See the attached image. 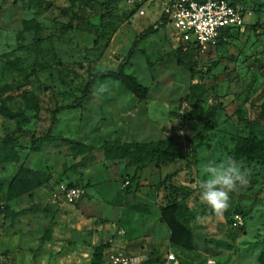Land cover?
I'll return each mask as SVG.
<instances>
[{
  "label": "rangeland",
  "instance_id": "374dc122",
  "mask_svg": "<svg viewBox=\"0 0 264 264\" xmlns=\"http://www.w3.org/2000/svg\"><path fill=\"white\" fill-rule=\"evenodd\" d=\"M236 1L248 12L243 31L225 45L195 53L187 64L177 62L171 27L136 42L125 72L147 88L145 99L116 80L94 77L92 93L81 106L59 112L51 129L52 136L79 145L45 143L32 151L26 137L15 140L18 155L8 162L0 158V183L5 186L21 166L41 172L46 182L15 198L1 188L0 264H85L104 243L148 259L172 250L178 264H258L264 251V168L232 152L236 138L250 131L264 139V24L250 26L256 19L261 23L264 0ZM131 10L124 0H0V100L25 112L24 129L44 135L55 106L72 104L90 75L116 70L135 36L160 14L158 3L146 6L144 15L131 16ZM28 94L36 107L24 100ZM16 127L0 115V138ZM170 136L182 156L195 150V165L186 169L184 158L162 162L132 181L133 168L99 149L111 141ZM228 157L242 162L247 183L230 193L228 209L215 216L200 197L198 183L206 178L201 165ZM165 178L190 189L178 195L191 214L189 246L171 243L160 219L167 202L158 183ZM69 183L86 191L71 205L59 192L60 184ZM28 208L46 212L21 213ZM234 213L243 220L238 228L231 227Z\"/></svg>",
  "mask_w": 264,
  "mask_h": 264
},
{
  "label": "trees",
  "instance_id": "16d2710c",
  "mask_svg": "<svg viewBox=\"0 0 264 264\" xmlns=\"http://www.w3.org/2000/svg\"><path fill=\"white\" fill-rule=\"evenodd\" d=\"M232 4H237L236 0H230ZM85 2V1H84ZM86 3V2H85ZM131 16L134 15L139 5L130 6ZM259 10H256L258 14ZM264 24L261 19V23L256 21L250 26L255 30L259 25ZM165 27V18L162 15L155 21L154 25L148 26L142 32L135 36V39L130 47L127 55L119 63L116 70L104 71L97 74L90 75L87 83L81 91L79 97L70 105L55 108L51 111L50 125L46 133L42 136H36L31 131L24 129L21 124L27 122L28 117L25 112L12 111L6 104V99L0 100V115L4 118L14 120L17 127L11 132L5 134L0 138V158L5 161H11L18 155L17 148L15 146V140L24 136L29 141V148L32 151H37L45 143L63 142L67 145H79V143L71 141L67 138L60 136H52L51 129L56 121V115L65 109L79 107L82 105L84 100L92 93L93 89V78H111L118 81L121 86L129 91L138 100L145 99L147 95V88L142 86L136 77L125 72V68L128 65L137 41L146 38L147 36L158 31L159 28ZM239 30L231 31L227 34L228 41L219 42L218 46L225 45L230 41L234 32ZM98 37L93 41L94 46L97 45ZM217 46V47H218ZM195 49L191 48L186 52H182L179 48H176L177 62L179 64H187V60L194 55ZM3 89H0L2 92ZM27 96L24 94V97ZM32 95L28 94V98L24 100L28 105L36 107V101L32 100ZM31 103V104H30ZM264 105V102H263ZM211 121L205 119L204 128L209 129L211 127ZM248 125V124H246ZM195 137V136H194ZM193 138L189 140L191 143ZM91 149V147H89ZM103 151L105 157L110 160H121L128 168H133V174L131 180L135 181L140 178L142 169L155 165L159 166L162 162L173 163L180 158H184L186 161L185 168L189 169L191 165H195L197 158L195 156V150L189 149L186 151L184 156L173 143L172 137H168L164 140L148 141V142H117L111 141L102 144L99 147ZM233 155L240 156L249 162H253L258 168H264V139L257 138L251 131L248 136H240L236 138L233 149ZM42 173L39 171L32 170L27 167H19L13 177L4 184L0 183L1 188H6L7 198H15L22 194L29 193L35 188H38L45 184V180L41 178ZM68 186H82L81 184H67ZM162 186L165 192L166 205L160 207V219L166 223L170 229V241L173 244L190 245L192 241L191 228L189 221L191 214L188 210L187 204L184 199H178V195L186 196L190 189L187 186H174L168 182V179L158 183ZM83 187V186H82ZM84 188V187H83ZM130 200V199H129ZM130 203H133L130 201ZM131 208H137L132 204H129ZM25 212H41L45 213L44 209H24L21 213ZM108 247V244H99L93 248V252L89 261L85 264H101L103 251ZM147 264L156 263L161 260L159 254L148 259ZM258 264H264V251L260 253L257 258Z\"/></svg>",
  "mask_w": 264,
  "mask_h": 264
},
{
  "label": "built area",
  "instance_id": "2783aa9c",
  "mask_svg": "<svg viewBox=\"0 0 264 264\" xmlns=\"http://www.w3.org/2000/svg\"><path fill=\"white\" fill-rule=\"evenodd\" d=\"M128 6L143 7L158 3L160 15L165 18V27H171L172 38L182 52L193 48L197 53L214 49L219 42L228 41L227 34L234 30L243 31L246 12L230 0H124ZM264 23V17L262 18ZM59 192L67 204H75L85 195L82 186L59 185ZM243 220L238 213L231 216V227L238 228ZM3 256L0 254V262ZM212 260V259H211ZM148 258L140 253L107 247L103 251L101 264H147ZM206 260V264H208ZM214 261V260H213ZM152 264H178L175 254L168 250L161 260ZM215 264V261H214Z\"/></svg>",
  "mask_w": 264,
  "mask_h": 264
},
{
  "label": "clouds",
  "instance_id": "9594fccd",
  "mask_svg": "<svg viewBox=\"0 0 264 264\" xmlns=\"http://www.w3.org/2000/svg\"><path fill=\"white\" fill-rule=\"evenodd\" d=\"M242 167V162L233 157L219 163L210 160L201 165L206 178L198 183L200 197L211 214L223 215L229 207L230 193L247 183L246 172ZM208 264H214V261L209 259Z\"/></svg>",
  "mask_w": 264,
  "mask_h": 264
},
{
  "label": "crops",
  "instance_id": "0c3cea01",
  "mask_svg": "<svg viewBox=\"0 0 264 264\" xmlns=\"http://www.w3.org/2000/svg\"><path fill=\"white\" fill-rule=\"evenodd\" d=\"M142 9H143V14H139L138 12H136L135 14H136V15H144V14H145V13H144L145 7H143ZM136 15H134V16H136ZM159 17H160V14H159L158 18H159ZM85 194H86V192H85ZM84 196H85V195H84ZM84 196H83V197H84ZM83 197H81L78 201L82 200ZM76 203H77V202H76ZM144 245H145V244H144ZM113 247H114V248H118V249L125 250V249H123V248H121V247H119V246H113ZM145 249H147V248L144 246L143 249L140 248L139 250H140V252H141V251L143 252V251H145ZM125 251H126V250H125ZM128 252H131V253H135V254H136V253H138L139 251H133V252H132V251H128Z\"/></svg>",
  "mask_w": 264,
  "mask_h": 264
},
{
  "label": "water",
  "instance_id": "95a60500",
  "mask_svg": "<svg viewBox=\"0 0 264 264\" xmlns=\"http://www.w3.org/2000/svg\"><path fill=\"white\" fill-rule=\"evenodd\" d=\"M129 199H130V201H131V202H133V200H132V197H131V196H130V198H129Z\"/></svg>",
  "mask_w": 264,
  "mask_h": 264
}]
</instances>
